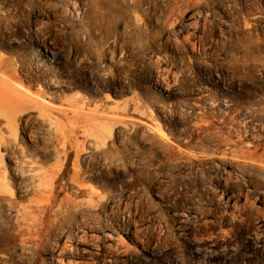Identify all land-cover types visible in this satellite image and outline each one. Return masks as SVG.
Instances as JSON below:
<instances>
[{
  "label": "rangeland",
  "instance_id": "rangeland-1",
  "mask_svg": "<svg viewBox=\"0 0 264 264\" xmlns=\"http://www.w3.org/2000/svg\"><path fill=\"white\" fill-rule=\"evenodd\" d=\"M0 264H264V0H0Z\"/></svg>",
  "mask_w": 264,
  "mask_h": 264
},
{
  "label": "bare ground",
  "instance_id": "bare-ground-1",
  "mask_svg": "<svg viewBox=\"0 0 264 264\" xmlns=\"http://www.w3.org/2000/svg\"><path fill=\"white\" fill-rule=\"evenodd\" d=\"M5 65L0 62V70ZM15 79L13 76H9V79L0 77V115L6 117L9 125L14 124L15 118L21 112L41 104L33 95L22 92L18 86L13 84Z\"/></svg>",
  "mask_w": 264,
  "mask_h": 264
}]
</instances>
